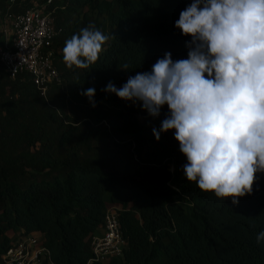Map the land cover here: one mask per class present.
<instances>
[{
	"label": "trees",
	"instance_id": "16d2710c",
	"mask_svg": "<svg viewBox=\"0 0 264 264\" xmlns=\"http://www.w3.org/2000/svg\"><path fill=\"white\" fill-rule=\"evenodd\" d=\"M48 1L0 0V57L9 16L38 8L63 29L53 43L61 82L48 99L29 74L11 79L0 58V263L38 236L52 264H88L92 239L115 208L123 254L93 264H264V173L238 205L202 192L184 176L174 133L153 135L167 106L152 118L105 92L165 53L187 59L190 37L175 22L192 0ZM90 26L108 40L95 64L70 69L65 42ZM88 88L94 106L82 94Z\"/></svg>",
	"mask_w": 264,
	"mask_h": 264
},
{
	"label": "clouds",
	"instance_id": "9594fccd",
	"mask_svg": "<svg viewBox=\"0 0 264 264\" xmlns=\"http://www.w3.org/2000/svg\"><path fill=\"white\" fill-rule=\"evenodd\" d=\"M175 29L190 37L187 59L165 53L150 71L120 88L109 83L105 92L152 118L167 106L155 139L173 132L187 181L238 205L264 173V0H192ZM107 40L92 26L82 28L65 42V65L88 69ZM82 94L94 106L95 88Z\"/></svg>",
	"mask_w": 264,
	"mask_h": 264
},
{
	"label": "built area",
	"instance_id": "2783aa9c",
	"mask_svg": "<svg viewBox=\"0 0 264 264\" xmlns=\"http://www.w3.org/2000/svg\"><path fill=\"white\" fill-rule=\"evenodd\" d=\"M62 32L55 19L38 8L9 16L2 29L7 46L0 58L8 74L13 80L21 74H29L44 99H48L51 87L61 82L53 63V43ZM103 231L101 236L95 235L92 239V259L88 264L105 263L123 254L125 241L115 208L108 210ZM45 261L52 264L49 250L41 245L38 236H28L9 249L0 264H44Z\"/></svg>",
	"mask_w": 264,
	"mask_h": 264
},
{
	"label": "crops",
	"instance_id": "0c3cea01",
	"mask_svg": "<svg viewBox=\"0 0 264 264\" xmlns=\"http://www.w3.org/2000/svg\"><path fill=\"white\" fill-rule=\"evenodd\" d=\"M103 229H100V230H98V232H97V234L96 235H98V236H101L102 234H103ZM45 264V263H44Z\"/></svg>",
	"mask_w": 264,
	"mask_h": 264
},
{
	"label": "rangeland",
	"instance_id": "374dc122",
	"mask_svg": "<svg viewBox=\"0 0 264 264\" xmlns=\"http://www.w3.org/2000/svg\"><path fill=\"white\" fill-rule=\"evenodd\" d=\"M68 112V111H67Z\"/></svg>",
	"mask_w": 264,
	"mask_h": 264
}]
</instances>
